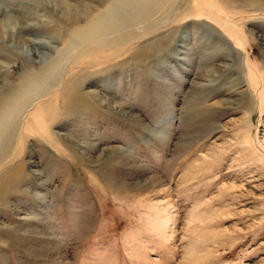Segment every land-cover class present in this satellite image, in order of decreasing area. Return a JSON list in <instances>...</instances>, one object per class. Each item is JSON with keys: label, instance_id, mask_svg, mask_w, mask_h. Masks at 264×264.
Segmentation results:
<instances>
[{"label": "rangeland", "instance_id": "rangeland-1", "mask_svg": "<svg viewBox=\"0 0 264 264\" xmlns=\"http://www.w3.org/2000/svg\"><path fill=\"white\" fill-rule=\"evenodd\" d=\"M21 3L0 264H264V0H168L77 44Z\"/></svg>", "mask_w": 264, "mask_h": 264}, {"label": "bare ground", "instance_id": "bare-ground-1", "mask_svg": "<svg viewBox=\"0 0 264 264\" xmlns=\"http://www.w3.org/2000/svg\"><path fill=\"white\" fill-rule=\"evenodd\" d=\"M16 1L15 0H0V14H4L3 17H7L6 20L3 21L2 19L0 22V43H2V41L5 40L4 38L9 36V34L12 35L15 33V31H17L16 24L20 23V20L15 18L17 21L16 22L15 20L13 21L14 17L8 16L10 12L12 13V9L10 6L12 5L13 2H16ZM18 1L22 2L21 4H18L20 6L19 9H22V10L24 9L25 5H28L30 7H32L33 5L35 7L41 6L44 8L48 6L49 8H52V11L53 10L61 11V9L63 8L64 10H67L66 11L67 14L64 15L66 18V22L62 21L59 24L65 30L73 29V31H71L72 33H69V37H70V40L75 42L76 44L78 41L83 42L84 39H95L97 37H103L105 39H108L109 38L108 33L116 26L121 25L117 23V19H120L122 22L124 21L125 15H130L129 12L137 13L136 16H139V14H143L145 11L146 12L151 11L153 7L156 8L159 5L163 6L164 4H167L168 2V0H111L112 1L111 7L107 9L106 11L105 10L98 11L97 7H94L93 5H90V4L89 5L86 4L87 6L83 9L82 12H79V11L77 12L78 8L76 6L71 5V4H65L66 2L64 3V6H63L62 4L57 3L55 0H42V1L18 0ZM53 1H54L55 6L54 5L52 6ZM99 1H102L104 3L107 2V0H99ZM35 7H32V8H35ZM22 10H20V12ZM22 12L27 14L29 10L25 9V11H22ZM61 12L63 14L65 13L64 11H61ZM126 12L128 13L126 14ZM36 18L39 19L38 16H36ZM62 18L64 17L62 16ZM27 26L32 27L33 25L31 26L30 24H28ZM10 66L11 65L8 63L0 65V76H1L0 77V92H3L4 94L5 93L9 94L10 95L9 98L12 97L13 99H15L16 97L14 96L15 95L14 89H15L16 84H14V81H10L9 77L7 76L8 75L7 69ZM25 75H30V74L26 73ZM17 86L20 89V90L18 89L19 95H22V93L28 94V92L33 88V85L27 80L22 82L21 85H17ZM9 98L5 99V101L9 100ZM2 102H3V99L0 97V139H3L2 133L4 132V130L10 124L13 123L12 121L13 113H10L7 110L6 108L7 106L3 105V107H1Z\"/></svg>", "mask_w": 264, "mask_h": 264}]
</instances>
